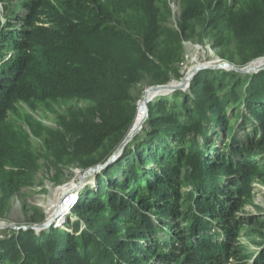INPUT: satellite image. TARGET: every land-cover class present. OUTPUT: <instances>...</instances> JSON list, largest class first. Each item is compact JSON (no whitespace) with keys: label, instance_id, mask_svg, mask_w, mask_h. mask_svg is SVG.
Here are the masks:
<instances>
[{"label":"trees","instance_id":"trees-1","mask_svg":"<svg viewBox=\"0 0 264 264\" xmlns=\"http://www.w3.org/2000/svg\"><path fill=\"white\" fill-rule=\"evenodd\" d=\"M159 1L32 2L21 41L8 44L16 50L13 66L0 65V217L11 195L32 184L39 171L54 170L53 181L61 184L68 180L64 175L69 166L85 169L102 162L132 125L138 85H161L171 73L178 76L180 38L165 24L161 13L169 8L165 3L161 11ZM232 3L184 0L178 25L189 40L198 20L220 58L242 66L264 57V0ZM211 78L221 79V85L213 86ZM19 102L85 105L70 109L55 129L31 123L42 136L36 146L28 136L20 141L15 133L20 127L9 119ZM228 105L244 107L245 112L227 117L223 107ZM232 120L243 124L231 125ZM247 123L252 132L237 136ZM142 126L121 155L96 175L94 198H86L84 189L78 193L69 209L75 220L39 234L32 228L5 233L0 264L226 261L230 245L204 215L224 216L231 194L245 188L253 172L264 173V163L257 158L264 150V70L251 76L202 70L188 93L175 90L150 101ZM211 134L225 141L223 150L209 157L201 143H210ZM227 177L236 179L223 185ZM189 184L191 192H182ZM29 207L24 211L34 213L28 222H41L43 213ZM195 210L201 215L195 216ZM228 234L237 236L232 228L224 231ZM255 264H264V257Z\"/></svg>","mask_w":264,"mask_h":264},{"label":"rangeland","instance_id":"rangeland-1","mask_svg":"<svg viewBox=\"0 0 264 264\" xmlns=\"http://www.w3.org/2000/svg\"><path fill=\"white\" fill-rule=\"evenodd\" d=\"M33 1L34 0H0V43H3L4 40L7 39L5 47H0V65L6 64V68L13 66L14 60L12 56L16 51L14 48L11 49L8 47V44L12 43L13 46V43H15L16 40L21 41L22 37L20 36V31L27 29L24 22H26L28 17L31 16L30 9L33 7ZM183 1L184 0H160L157 4L160 5V9L163 11L165 9V3H167L169 12H163L161 13V16L166 18L165 24L176 31L180 38V58L176 63L178 76L171 73L170 80L168 82L178 83L184 77L189 75L191 70L199 67L192 73L188 84L182 89H177L188 93L190 83L201 73L202 70L210 69L224 72H231L232 70L235 72L238 71L234 69L228 70L220 67L205 66L220 64L225 62V60L220 58L221 54L219 48L213 47L209 37L201 31L199 28L200 22L198 20L194 22V31L191 33V38L189 40H185L182 30L178 25ZM230 1L233 2L232 4L236 5L244 3V0ZM129 13L132 17L137 19V15L135 13ZM188 32H191V30ZM262 70L264 69H258L254 72L244 74L245 76H251ZM211 83L213 86H220L222 80L220 79L219 81H215L213 78ZM148 87L150 86L143 87L142 85H138V89L135 91V94H137L136 113L138 104L140 103V100H142V97L145 94L144 91ZM226 89V87L222 88L219 92V96H222L224 91L226 92ZM173 91L159 93V95L170 94ZM154 98L152 100H154ZM82 105L85 104L63 102L50 107L42 106L41 104L31 106L24 102H19L10 112L9 119L12 124L20 127V129L15 131V133L19 136L20 141H24L25 137L28 136L32 145L39 146L41 144L42 136L36 134L32 130L30 126L31 123L40 122V124L44 126L55 129L59 126L62 116L69 113V110L73 107H80ZM223 108L227 117H229L232 112H245L244 107L239 108L233 105H228ZM144 122L142 123L143 125ZM230 123L234 126L243 124L242 121L236 122L234 120L230 121ZM252 130L253 126L247 123L245 127L238 130L237 136L246 135L251 133ZM222 134L225 135L224 132H222ZM212 135L213 134H211L210 137V143H207L205 139H203V142L201 143L202 148H204V146L206 147L205 152L209 157H212L216 152L222 151V145L225 141L222 137L219 139L218 136L215 137ZM246 141H248V139L244 140L243 143ZM196 142L198 141L196 140ZM181 147H184V144H182ZM183 149L184 152H186V148ZM189 152L190 150L187 153ZM257 158L260 163H264V150L263 154L258 155ZM59 167L62 168L61 165ZM66 170L64 178L67 177L68 180L64 183L56 184V180L53 181L54 170L51 173H48V171H45L44 169L39 171L32 184L11 195L9 208L4 212L2 217H0V238L3 237L5 233L13 232V230H19L12 227H27L28 225L38 224L37 222L32 224L28 222L27 219L34 213L33 210L24 211L25 208L30 209L29 206H36L38 211L43 213L44 218L41 222H39V224L43 222L45 223L48 219H52V223L49 226H59L63 222H66L69 218L71 220L76 219L77 216L73 214L72 211H69L71 208H69V206L76 203L78 193H81L82 189H84L83 195L86 198L94 196L93 191L97 190L95 177L100 171L96 175L88 177L84 182L77 184L80 179V168L73 165L69 166ZM260 171L261 170L258 169L247 177L248 180L243 183L246 184L245 188L239 187L237 193L231 194L232 200L228 202V208L224 216L211 218L209 214L204 215L208 220H212V224L209 225L211 227H215L214 230L216 229V233H219L222 242L227 240L230 245L229 253L227 254L228 259L222 264H239L240 261L238 258H242L241 261H243V264H255L261 257H264V173L262 171L260 174ZM234 179H236V177H227L222 184L228 185L230 181ZM191 188L192 185H185L182 188V192L186 191L190 193ZM71 196L74 197V201L71 199ZM93 198L90 197L89 199ZM65 204L69 206H66ZM193 213L195 216L201 215L199 210H195ZM172 222L180 225V222L177 220H172ZM6 225H10L11 227H6ZM63 226L65 228L67 227L66 225ZM230 228H232L234 232H237V236L228 234L227 237L224 235V231ZM44 229L45 228H42L41 230L36 229L35 231L39 234L40 231ZM214 233L215 232L209 231V234ZM216 233L213 236H215ZM164 263L165 262L161 264Z\"/></svg>","mask_w":264,"mask_h":264},{"label":"water","instance_id":"water-1","mask_svg":"<svg viewBox=\"0 0 264 264\" xmlns=\"http://www.w3.org/2000/svg\"><path fill=\"white\" fill-rule=\"evenodd\" d=\"M259 60H264V57L261 58H256L254 60H251L249 63H247L246 65H242V66H236L235 64H232L228 61L222 62L220 64H212V65H205V66H209V67H220L223 69H234L236 71H238V73H251L254 72L258 69H264V62H261L262 64H256V62H258ZM199 67L194 68L193 70H191L189 72V75H187L186 77H184L180 82L178 83H174V82H167L165 84H161V85H155V86H150L148 87L144 93H149L150 97L149 99L145 96V94L143 95V102H144V116L141 119L140 123L138 126H134L131 125V127L128 129V131L126 132V134L124 135V137L121 139V141L110 151V153L108 154V156L102 161V162H98L94 165L88 166L85 169H80L81 173L79 176V181L77 184L84 182L88 177L96 175L99 171H101L102 169H104L108 164H110L111 162H113L115 159H117L119 157V155H121V153L123 152L124 148L126 147V145L132 140V138L134 137V135H136L141 127H142V123L144 122V120L147 118L148 116V103L150 102V100H152L154 97L159 96V93H163V92H169V91H175L177 89H182L183 87H185L190 78L191 75L194 71H196ZM137 104V103H136ZM133 128V129H132ZM52 223V219L46 221L45 223H41V224H33V225H28L23 226V227H12L14 229H27V228H32L34 230L38 229L41 230L42 228H46L48 227L50 224ZM6 227H11L10 225H6Z\"/></svg>","mask_w":264,"mask_h":264},{"label":"bare ground","instance_id":"bare-ground-1","mask_svg":"<svg viewBox=\"0 0 264 264\" xmlns=\"http://www.w3.org/2000/svg\"><path fill=\"white\" fill-rule=\"evenodd\" d=\"M261 62H264V60H259L258 62H256V64H262ZM145 96L149 99L150 94L147 92V93H145ZM143 116H144V102H143V99H142V100H140V103L138 104L137 113H136V116H135V119H134V122H133V128H134V126H138L139 125V123H140L141 119L143 118Z\"/></svg>","mask_w":264,"mask_h":264},{"label":"built area","instance_id":"built-area-1","mask_svg":"<svg viewBox=\"0 0 264 264\" xmlns=\"http://www.w3.org/2000/svg\"><path fill=\"white\" fill-rule=\"evenodd\" d=\"M73 194V193H72ZM71 199H73V201H74V197L73 196H71ZM66 205V204H65ZM66 206H69V205H66ZM71 206H73V204L71 205ZM71 206H69V207H71Z\"/></svg>","mask_w":264,"mask_h":264},{"label":"clouds","instance_id":"clouds-1","mask_svg":"<svg viewBox=\"0 0 264 264\" xmlns=\"http://www.w3.org/2000/svg\"><path fill=\"white\" fill-rule=\"evenodd\" d=\"M72 207V206H71ZM70 208V207H69Z\"/></svg>","mask_w":264,"mask_h":264}]
</instances>
